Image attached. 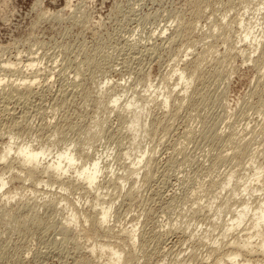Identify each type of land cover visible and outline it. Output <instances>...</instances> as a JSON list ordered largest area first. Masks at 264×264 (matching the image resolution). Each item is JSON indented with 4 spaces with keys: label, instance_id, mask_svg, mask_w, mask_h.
<instances>
[{
    "label": "rangeland",
    "instance_id": "374dc122",
    "mask_svg": "<svg viewBox=\"0 0 264 264\" xmlns=\"http://www.w3.org/2000/svg\"><path fill=\"white\" fill-rule=\"evenodd\" d=\"M263 48L264 0H0V150L13 148L0 162V264H108L99 242L132 252L120 264H217L227 218L213 211L264 193V172L253 197L236 190L264 169ZM184 68L196 71L186 92ZM21 144L100 156L98 190L73 170L27 180ZM101 205L102 229L87 219Z\"/></svg>",
    "mask_w": 264,
    "mask_h": 264
},
{
    "label": "bare ground",
    "instance_id": "6f19581e",
    "mask_svg": "<svg viewBox=\"0 0 264 264\" xmlns=\"http://www.w3.org/2000/svg\"><path fill=\"white\" fill-rule=\"evenodd\" d=\"M241 23H242V21L239 22V24H241ZM244 34H245L244 38L246 39V38H248L250 36L251 33L249 31V32H245ZM252 39H253V41H251V42H255L253 44V47H254V49H256L258 47V45L261 44V42L255 36H253ZM20 68H22V67H20ZM25 68H27L26 69L27 71L24 70L25 72H28V71L30 72L32 70H36V69H34L35 66H34V63H33V60L32 59L29 60V61H27V63L25 64ZM194 68H195V70L196 69L198 70V68H196V67H194ZM194 68H193V70H194ZM7 69H9V68L7 67ZM185 69H187V68L182 69L180 71V73H179V76H178L179 81L183 80V82H184V85H183L184 86L183 87L184 88V92L187 91L188 86L190 87V84L193 81V77L192 76L197 71V70L196 71L195 70L194 71L192 70V72L194 74L193 73H190V74H193V75H191V76L188 77V76H186V70ZM37 71L38 70H36L35 72L33 71L34 72V75L33 76L36 75V72ZM33 72H31V73H33ZM29 75H31V74H29ZM23 81L26 82V80H23ZM29 82H31V81H29ZM12 83H13V81H12ZM25 84H23V86ZM18 85H21V84H18ZM171 94H172L171 91L168 90V92H166L165 94L162 95L163 98H162V101L161 102L163 104L167 103L169 101L170 97H171ZM118 100H119V98L118 97H115L111 101H112V103L115 104ZM131 102H133V100L128 101L127 102V105L128 106L133 105V104H131ZM133 118H134L135 122H131L132 125H134L135 123H137L139 121L138 114H135L133 116ZM231 140H235V139H231ZM231 144H232V142H231ZM5 147L2 149L3 151L0 150V162H2V161L4 162L6 159H8V157H10V156H8L9 153L13 151L12 143H8V145L5 146ZM15 148L16 149L14 151V153H15L14 154V161H18L17 162L18 163V166L19 167H25L26 165H28V166L30 165V167L27 166V168H26V175L25 176H27L29 178V179L26 178L27 180H30V178H34L35 177L34 175L37 174V173L35 174V172L38 170V167L39 166H42V172L45 173V175L47 173L51 172V171L53 173L55 172V174H57V175H60V173L63 174L65 172H68L69 170H73L77 174L78 179H81L82 182H84V184L86 185V188H88L89 191L91 189H94L95 186H97L96 184L98 183L99 175L102 172V163H101L102 162V159H101L100 156H98V157H92V158H89L87 160L84 159L83 162H82V159H83L82 157L85 154L82 155V157H80L81 159H79V156H75V154H73V152L70 151L71 150L70 147H67V148H65L62 151L55 152V156H51V152L47 149V147H39V146L36 147V146L28 145V144H21V145H16ZM145 152H146V150H143L140 153L141 155H140V157H138V160L136 162H133L132 164L133 165L139 164L142 161V158H143V155L145 154ZM49 156H51V158L49 160H47L49 158ZM44 160H47V161L44 162ZM79 163H82V164H79ZM6 165H7V163L5 164V167H6ZM5 167H2V168L4 169ZM9 168H10V165H9ZM262 168H264V167H262ZM135 169H137V168H135ZM4 170H3V172H0V190H2V188L5 186V183H6L5 178H4V172H5ZM262 172H264V169L261 170L260 167H256V171L251 175V178L249 180H246V181L244 179V181H245L244 183L245 184H243V188L242 189L238 190L235 187L236 190L239 191L238 193L245 192V194H247V195L250 196V195H252L256 191H259V190L261 191L262 189L259 188V187H255L254 188V186H252L249 189V186H251L250 185L252 183L251 181L260 182V177L262 176ZM16 177L17 178L20 177L19 174L16 175ZM48 177H50L49 174H48ZM232 177L233 176H227L226 177L227 178V182L226 183L224 182L222 184L221 190H224L230 184ZM146 178H149V177H146ZM262 181H263V178H262ZM94 190L97 191L98 188L95 187ZM233 192H235L234 189H233ZM263 194L264 193H262V195H260L261 196L260 198H258V196H257L258 200L256 199L257 202L254 203L253 205H252V201L253 200L251 201L250 199H248V200H250V202L243 201L242 202V205L239 206V208H237V209L235 208L233 210H228L229 207H228V209H225V208L224 209H221L219 207L217 210L213 211L214 212L213 214L216 217H221L220 218L221 221L224 218L223 216H225V218H227L225 220V222L223 223V227L224 226L225 227L222 228L223 230L221 231V234H220L221 235V240H220V242H216L215 241V245L218 244V246L217 245H216L217 247L214 246V248L211 250L213 253H216L217 256H218L217 264H221V262L223 264H252L253 261H256L257 259L252 260L250 258L253 257V256H255V255L262 256V258L258 262L256 261L257 263H260V262H263L264 263V196H263ZM215 197H216V195H215ZM215 197H214V199H215ZM251 197H253V196H250V198ZM96 198H97V196H96ZM97 202H98V200H97ZM101 204H103V201H102ZM99 209L100 210H98L97 216H94L95 213H94V215L92 217L89 216L87 218V216L90 215V214H88L87 216L85 215V216H86V218L88 220H90L94 224V225L93 224H90V225H93L94 227H95V225H98L101 228L103 226V224L105 226V223H107V221H108L107 218L109 216L110 207H106V206L101 205V208H99ZM199 209H200V207H199ZM222 214H223V216H222ZM70 217H71L72 220L75 221L76 218H77V214H75V212H73ZM93 226H92V228H93ZM239 227H241V228H239ZM105 228L107 229L108 226H106ZM105 228H103V229H105ZM212 228H214V227H212ZM237 229L239 230L238 232L239 233L241 232L243 235L242 234L239 235L238 232L236 233V235H233L234 234L233 232L235 230H237ZM66 230H64V231H66ZM93 230H95V229L93 228ZM208 230H210V229H208ZM95 231L97 232V229ZM108 234H109V232H108ZM126 234H127V237H126L127 240L125 238L126 242H123V243L124 244L126 243L125 246L126 245H129L130 246V245H132L134 243V240L136 238V234H135L134 228L132 230L128 231ZM230 235H231V238H230ZM227 237H229L230 239H228L226 241L223 240L224 238L226 239ZM256 240H258V241H256ZM120 245H122V244H119L118 245V244H113V242L112 243L111 242H103V243H100L99 242L98 245L95 244V246H92L91 249H92V252L95 250V247L98 248L102 252H106L107 251L108 252V256H109L108 264H120V263H122V260H123V257L124 256H125L124 258H125V261L126 262L127 261H130L129 258L132 257V252L130 253L131 256H130V254L127 255L128 254L127 251H126V253H124V248H123V246L121 247ZM132 246H134V245H132ZM134 258H132V259H134Z\"/></svg>",
    "mask_w": 264,
    "mask_h": 264
}]
</instances>
